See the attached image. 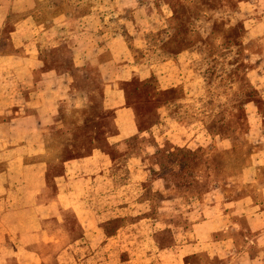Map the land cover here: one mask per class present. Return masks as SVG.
<instances>
[{
  "label": "crops",
  "instance_id": "0c3cea01",
  "mask_svg": "<svg viewBox=\"0 0 264 264\" xmlns=\"http://www.w3.org/2000/svg\"><path fill=\"white\" fill-rule=\"evenodd\" d=\"M190 1L0 0V264H264V0L218 92Z\"/></svg>",
  "mask_w": 264,
  "mask_h": 264
},
{
  "label": "rangeland",
  "instance_id": "374dc122",
  "mask_svg": "<svg viewBox=\"0 0 264 264\" xmlns=\"http://www.w3.org/2000/svg\"><path fill=\"white\" fill-rule=\"evenodd\" d=\"M210 1L212 0H193L189 3L180 2L174 9H176V11L179 10L189 22H197L199 16L201 17L200 19L204 21L202 16L213 13V11L215 12V14L204 22L206 26L209 27L207 31L209 39L207 41L210 40L209 42L211 45L208 46V44H206L205 48L199 50L205 57L213 56L220 62L218 66L214 60H212L207 73L208 79L206 78L213 91L218 92L220 88L234 82L233 79H235L236 73L239 77L240 72H242L245 67V63L242 60L245 53L242 49L243 46L238 40V33L240 30L239 14L236 15L234 13L235 11L232 4L234 1L225 0L224 10L218 7L220 1L212 3ZM85 88L86 87H84V89ZM218 99L217 97V103H219ZM75 100L72 99L70 103L61 107L59 117L64 124L70 126L74 125L72 128H69L70 130H75L73 132L78 130L82 131L81 133L84 132L82 135L90 136L92 134L89 127L93 124L89 122V117L87 115L86 97H78L77 99L75 98ZM211 106L212 110L208 112L210 119H212V112L217 110L218 105H216L215 110H213L212 104ZM209 118L202 119L207 122ZM210 123L213 125V122ZM84 127H88V129Z\"/></svg>",
  "mask_w": 264,
  "mask_h": 264
}]
</instances>
